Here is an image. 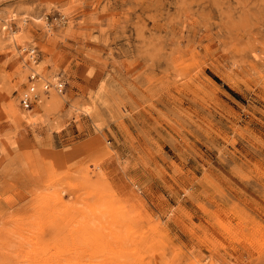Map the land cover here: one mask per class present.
<instances>
[{
	"label": "rangeland",
	"instance_id": "374dc122",
	"mask_svg": "<svg viewBox=\"0 0 264 264\" xmlns=\"http://www.w3.org/2000/svg\"><path fill=\"white\" fill-rule=\"evenodd\" d=\"M0 264H264V0H0Z\"/></svg>",
	"mask_w": 264,
	"mask_h": 264
},
{
	"label": "built area",
	"instance_id": "2783aa9c",
	"mask_svg": "<svg viewBox=\"0 0 264 264\" xmlns=\"http://www.w3.org/2000/svg\"><path fill=\"white\" fill-rule=\"evenodd\" d=\"M29 54H31L29 57L30 59H32L33 61H35V51L33 50V52H29ZM38 72L29 69V72L27 74V83L25 84L23 91L20 93L19 96V106L22 109L25 110H29L33 104L37 101L38 99V94L35 93V85H34V80H36L38 78ZM65 81L63 79H61L60 77L55 81L54 84H49V83H45L42 84V89L44 91L47 90V88H53L54 90L60 92L62 91V89L65 86Z\"/></svg>",
	"mask_w": 264,
	"mask_h": 264
},
{
	"label": "bare ground",
	"instance_id": "6f19581e",
	"mask_svg": "<svg viewBox=\"0 0 264 264\" xmlns=\"http://www.w3.org/2000/svg\"><path fill=\"white\" fill-rule=\"evenodd\" d=\"M29 51L33 52V50L30 49V48H29ZM32 65H33V67L28 66V65H27L26 67H30V69H32V70L38 72V74H39V75H38V78H37L36 80H34V82H33L34 85H35V87H36V84H39V80H40L41 87H42V84H45V83H49V84H54V83H55V82H54V83L48 82L47 78H45L46 76L44 77L43 75L40 74V72L38 71V69H36V67H35V66H36L35 62H33ZM57 79H58V78H57ZM57 79H56V80H57ZM42 80H43V81H42ZM56 80H55V81H56ZM41 81H42V82H41ZM37 87H38V86H37ZM41 87H40V88H41ZM40 90H41V89H40ZM42 90H43V89H42ZM43 91H44V90H43ZM46 91H48V88H47ZM55 91H56V90H55ZM40 92H41V91H40ZM57 92H58V91H57ZM60 92H61V91H60ZM35 93H36V90H35ZM50 95H51V94H50ZM45 97H46V96H44V97L42 96V99H44ZM48 100H49V99H47V101H48ZM51 100H52V99H50L49 102H51ZM45 101H46V100H45ZM45 101H44V103H45ZM52 102H53V100H52ZM47 103H48V102H47ZM53 103H54V102H53ZM50 104H51V103H50ZM44 106H45V105H44Z\"/></svg>",
	"mask_w": 264,
	"mask_h": 264
}]
</instances>
